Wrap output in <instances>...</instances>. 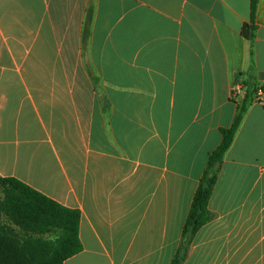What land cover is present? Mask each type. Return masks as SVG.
<instances>
[{"label": "crops", "instance_id": "0c3cea01", "mask_svg": "<svg viewBox=\"0 0 264 264\" xmlns=\"http://www.w3.org/2000/svg\"><path fill=\"white\" fill-rule=\"evenodd\" d=\"M0 0V178L80 213L64 264H170L235 82L264 89V0ZM244 85V87H245ZM182 264H264V101Z\"/></svg>", "mask_w": 264, "mask_h": 264}, {"label": "trees", "instance_id": "16d2710c", "mask_svg": "<svg viewBox=\"0 0 264 264\" xmlns=\"http://www.w3.org/2000/svg\"><path fill=\"white\" fill-rule=\"evenodd\" d=\"M255 10L256 0H250V25L245 32L255 29ZM256 86L254 81L246 83L231 125L220 130L221 142L208 157L183 226V243L170 264H182L196 232L214 217L208 201ZM79 221V211L63 207L14 178H0V264H64L81 251Z\"/></svg>", "mask_w": 264, "mask_h": 264}, {"label": "built area", "instance_id": "2783aa9c", "mask_svg": "<svg viewBox=\"0 0 264 264\" xmlns=\"http://www.w3.org/2000/svg\"><path fill=\"white\" fill-rule=\"evenodd\" d=\"M245 87L244 84L239 80L234 83L231 98L235 103H239L244 95ZM254 102L264 101V89L258 87L253 97Z\"/></svg>", "mask_w": 264, "mask_h": 264}]
</instances>
